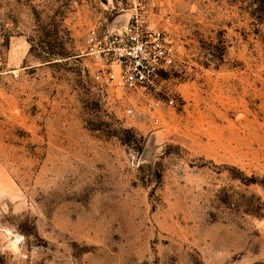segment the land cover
<instances>
[{
    "label": "rangeland",
    "instance_id": "rangeland-1",
    "mask_svg": "<svg viewBox=\"0 0 264 264\" xmlns=\"http://www.w3.org/2000/svg\"><path fill=\"white\" fill-rule=\"evenodd\" d=\"M135 13L158 123L87 54ZM0 264H264V0H0Z\"/></svg>",
    "mask_w": 264,
    "mask_h": 264
},
{
    "label": "built area",
    "instance_id": "built-area-1",
    "mask_svg": "<svg viewBox=\"0 0 264 264\" xmlns=\"http://www.w3.org/2000/svg\"><path fill=\"white\" fill-rule=\"evenodd\" d=\"M87 43V54L100 63L96 79L124 94L143 97L153 121L160 122L159 97L167 96V103L174 104L163 86V74L178 60L176 47L167 34L152 29L135 13L121 29L102 32L93 27ZM128 113H133V109L129 108Z\"/></svg>",
    "mask_w": 264,
    "mask_h": 264
}]
</instances>
